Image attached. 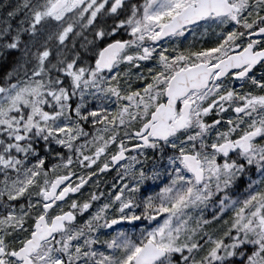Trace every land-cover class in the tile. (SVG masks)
<instances>
[{
    "label": "snow or ice",
    "instance_id": "obj_1",
    "mask_svg": "<svg viewBox=\"0 0 264 264\" xmlns=\"http://www.w3.org/2000/svg\"><path fill=\"white\" fill-rule=\"evenodd\" d=\"M0 264H264V0H0Z\"/></svg>",
    "mask_w": 264,
    "mask_h": 264
}]
</instances>
